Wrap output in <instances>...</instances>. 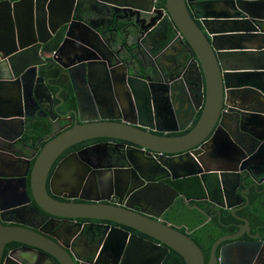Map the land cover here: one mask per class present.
<instances>
[{"label": "water", "instance_id": "1", "mask_svg": "<svg viewBox=\"0 0 264 264\" xmlns=\"http://www.w3.org/2000/svg\"><path fill=\"white\" fill-rule=\"evenodd\" d=\"M91 1L100 2L116 12H130L133 17L127 19L131 24L126 28L122 40L127 43H133L134 40L136 47L145 48L151 56L161 52L166 44V40L156 41L152 43V48L147 47L148 39L151 40V35L155 32L154 28L167 27L168 35L164 39L172 38L182 45L181 61H176L167 70L155 60L156 69L152 70L154 79L151 74L145 73L138 77L128 75L125 62L117 65L114 51L110 53L115 62L109 65L101 49L90 39L96 38L100 44L106 45L95 31V26H92L94 17L90 13L95 11V7ZM159 2L160 0H0V58L8 61L9 69L15 75L17 66L24 69L19 80H14L15 96L4 91L0 79V135L5 138L3 130L11 127L7 123L15 120L23 122L22 98L25 101L29 96L39 103L38 90L32 87L34 77L38 78L45 89V94L40 99L44 98L47 113H53L55 108L53 97L59 100L56 107L63 103L64 98L59 95L61 88L53 94L45 78L36 76L37 67L45 62L43 56L46 54L51 55L53 67L66 72L70 79L72 72L77 70H80L79 74L83 78L96 75L97 71V76L102 77L104 72L110 83L112 81L109 91L113 92L116 100L119 101L118 89L129 91L142 103L141 107H137L139 117L148 122L136 123L126 118L119 121V117L102 113L82 115V110L87 109L82 95L89 99V109L95 111V108L90 95L88 94L89 98L85 92L78 95L74 84L76 107L70 111L79 122L74 121L48 139L35 155L30 171V190L35 203L46 213L64 219H105L139 230L179 253L184 264H229L224 260V255L229 251L224 252L222 249L218 257L215 255L217 241L212 244L211 259L205 262L201 249L187 235L188 228L181 231L179 225L166 219L164 213L178 193L161 178L169 176L176 179L198 175L211 201L209 196L213 191L208 184L209 175H215L216 170L210 169L206 162L214 158L217 148L224 154L225 163L234 164L221 168L218 172L219 188H223L224 182L228 181L227 176L234 173L237 167L248 171L250 161L259 162L257 157L261 153L264 137L248 130L246 134L255 144L243 147L230 127L233 122H242L249 117L264 118V30L261 28L264 23V0H165L163 5ZM61 27L64 29L59 45L53 51L46 50L43 45ZM131 53L133 54L132 51ZM145 70L149 71V68ZM93 91L95 94L96 91ZM3 95H7L8 99H4ZM96 102L99 103L97 99ZM163 103L166 108L173 109L174 118L180 116L179 119L184 121H179V127L167 129L153 125L152 117L155 115V121L160 118L157 107ZM199 110L197 121L187 132L168 134L169 131L180 132L189 127ZM250 124L264 131V124ZM10 131L15 130L11 127ZM96 137L129 141L155 152L150 161L151 167L145 166L140 176V190L144 194V189L147 188L143 198L148 206L154 203L153 206L156 207L158 201L160 208L156 212H146L127 204L100 202L111 201L110 192L106 196L92 197L63 194L69 200H59L48 193L46 183L57 157L69 146ZM126 158L130 160L129 155ZM70 169V163L63 159L52 171L48 182L54 195H61L55 189V184L62 181ZM104 171L92 170L88 175L86 171L83 181L79 180L74 187L77 190L84 182L82 190H93L92 185L111 182L113 174L106 177L102 174ZM62 189L69 191L67 186ZM165 194L169 196L166 198ZM23 195L27 199L24 190ZM74 197L81 201H72ZM237 237L238 235H233L231 239ZM10 240L35 246L60 264H75L63 242L58 244L41 233L22 226L2 224L0 260L4 245ZM257 242L264 244L262 241ZM241 243L242 241H236L231 244H236L241 249ZM158 248L159 256L155 264H160L166 254L162 251L164 248ZM78 260L80 264H85L84 259ZM240 264L247 263L241 261Z\"/></svg>", "mask_w": 264, "mask_h": 264}, {"label": "flooded vegetation", "instance_id": "2", "mask_svg": "<svg viewBox=\"0 0 264 264\" xmlns=\"http://www.w3.org/2000/svg\"><path fill=\"white\" fill-rule=\"evenodd\" d=\"M91 2L95 7V11L90 13L94 17L92 26H95V31L99 33L106 45L100 44L96 38L90 39L101 49L108 64L115 62L112 59L113 54L110 53V51H114L117 65L125 62L128 67V75L138 77L145 73L151 74L154 79L152 72L154 67L149 61L148 53L144 52L142 47H136L134 40L133 43L122 40L125 37L126 28L131 24L127 19L132 18L133 15L130 12H116L100 2ZM62 29L64 27L59 28L55 34L62 33ZM51 40L52 38L43 45L46 50L50 49L48 46ZM43 57L45 62L37 67L36 76L44 77L51 91L52 88H61L62 91V84L69 86L74 104L63 111L65 100L56 107L59 100L56 101V98L53 97L55 108L53 113H47L45 100L44 98L40 99L45 94V89L38 78H33L32 87L38 90L37 101L39 103L29 96L25 101L22 98L23 122L15 120L7 123L15 131H10V127L2 132L5 138L0 135V224L22 226L37 231L58 244L63 242L67 246L65 250L73 257L75 264H80L78 258L84 259L85 264H155L159 256L158 247L164 248L162 251L166 253L160 263L163 264L173 249L152 236L105 219H64L46 213L35 203L30 190V171L35 155L48 139L67 128L74 121L79 122L70 111L76 107L74 84L78 95L82 92L87 93L88 98L90 95L92 106L95 108V111L89 109V99L82 95L83 103L87 108L82 110V115L94 116V114L102 113L106 116L119 117V121L126 118L136 123H138L137 121L148 122L147 119L139 117L137 107L138 105L141 107L142 103L129 91L118 89L119 101L116 100L113 92L109 91L112 81L110 83L103 71L102 77L97 76V71L96 75L83 78L79 74L80 70H77L72 72L70 79L66 72L53 67L50 54ZM145 68H149V71ZM23 70L17 66L15 75L9 69L8 61L5 58H0V79H2L4 91L15 96L13 92L14 80H19ZM28 73L31 71L28 70ZM129 80L132 81V79ZM115 81L118 83L117 80ZM93 89L96 91L95 94ZM3 98L8 99V96L3 95ZM96 99L99 103L96 102ZM157 108L160 111V118L155 121V115H153L152 121L155 127L168 129L174 126L177 128L180 126L179 121L184 122L178 117L174 118L173 109L166 108L164 103ZM152 121L150 120V122ZM195 122L193 119L190 126L183 131H169L168 134H183ZM251 122L264 124V118L249 117L242 122H233L230 127L231 132L243 147L255 144L246 134L248 130L264 137V131H261V128H254L250 124ZM45 123L51 126L49 133H45ZM260 149L261 153L257 157L259 158L258 163L250 161L247 165L248 171L239 170L237 167L234 173L227 176L228 181L224 182L223 188H219L217 185L218 172L221 168H228L234 164L225 163L224 154L217 148L214 158L206 162L210 169L216 170L215 175H209L208 184L213 191L209 196L211 201L208 199L198 175L189 176L195 178L197 182H194L188 191L176 183V180L181 178L171 179L169 176L161 178L178 193L164 216L171 222L174 220L183 222L181 224L172 223L183 227L184 230L188 228L187 235L199 246L205 262L211 259L212 244L217 241L215 255L218 257L222 249L224 252L229 251L224 255V260L229 264H240L241 261L247 264H264V244L257 242H264V142ZM154 154L153 151L116 138L96 137L82 140L66 148L57 157L50 168L46 189L51 196L59 200H69L63 197V194L68 196L69 193L92 197L95 195L106 196L110 192L111 201L100 202L127 204L132 208H142L146 212L154 213L160 208L158 201L156 207H154V203L148 206L143 198L147 188L144 189V194L140 190V176L144 172L145 166L151 167L150 161ZM126 155L130 156V160L126 158ZM63 159L70 163L71 169L63 176L62 181L55 184V189L61 195H54L48 180L56 165ZM92 170H105L102 174L106 177L113 174L111 182L92 185L93 190L86 188L82 190L84 183L82 182L81 187L76 190L74 186L79 183V180L83 181L85 172L87 171L86 175H88ZM63 186L69 187V191L63 190ZM23 190L26 191L28 200L25 199ZM170 193L172 194V192ZM168 196L165 194L166 198ZM72 201L81 200L74 197ZM183 212L185 213L182 215ZM196 215L198 218H202V222L206 221L199 226H203V228L197 233L198 225L193 228L187 226V221ZM183 216L185 221L180 219ZM233 235H238V237L231 239ZM236 241H242L241 249L236 244H231ZM0 261V264H60L54 257L43 253L39 248L15 240L5 243Z\"/></svg>", "mask_w": 264, "mask_h": 264}, {"label": "trees", "instance_id": "3", "mask_svg": "<svg viewBox=\"0 0 264 264\" xmlns=\"http://www.w3.org/2000/svg\"><path fill=\"white\" fill-rule=\"evenodd\" d=\"M164 2H165V0H160L159 4L163 5ZM261 28L264 30V23L262 24ZM61 39H62V33L58 32L57 34H55L52 37L51 43L48 46V48H50L52 50L56 49V47L59 45ZM62 85H63V87H62L63 89H62V91H60L59 95L62 96L64 98V100H65L64 106H63V111H65V110H67L68 108H70L74 104V100H73V97L71 96L70 87L66 86L65 84H62ZM58 90H59V88H52V92L54 94ZM56 101H58V99H56ZM199 115H200V110L197 113L195 121H197ZM44 130H45V133H49L50 130H51L50 124L45 123ZM194 182H197V180L195 178H193V177H185V178H181L179 180H176V183H178V185H180V187H182L186 191H188V190H190L192 188V186L194 185ZM195 212L198 213L197 211H195ZM184 213L185 212H183L182 215ZM180 219L184 220V216L182 218H180ZM173 222L176 223V224L183 223L181 220H174ZM187 222H188L187 226L189 228H193V227H196L197 225H199L202 222V218L201 217L198 218V216L196 215L193 218H190ZM202 228H203V226L202 227H198L196 229V233L199 232ZM180 230L184 231V228L180 227ZM163 264H184V260H183L182 256L179 253H177V252H175L173 250L167 255V257L165 258Z\"/></svg>", "mask_w": 264, "mask_h": 264}, {"label": "crops", "instance_id": "4", "mask_svg": "<svg viewBox=\"0 0 264 264\" xmlns=\"http://www.w3.org/2000/svg\"><path fill=\"white\" fill-rule=\"evenodd\" d=\"M155 32L152 33L151 35V40L150 38L147 41V47L150 49L152 48V43L158 41H165L166 40V44L163 48V50L161 52H159L158 54H156L155 56H151L149 53V61L152 64V67H154V69H156V62L155 60H157V62L164 68H166L167 70L173 66V64H175V62L181 61L182 55H183V47L180 44H177L175 42V40L171 39H164V36H167V27L165 26H160L157 28H154ZM144 52H147V50L145 48H143ZM198 113V112H197ZM197 116V114H196ZM196 116L194 117V119L196 118ZM180 118V116H179ZM173 222V221H172ZM174 223V222H173ZM176 224V223H175Z\"/></svg>", "mask_w": 264, "mask_h": 264}]
</instances>
